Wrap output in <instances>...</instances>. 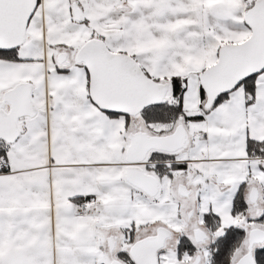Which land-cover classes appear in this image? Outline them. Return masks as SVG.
Returning a JSON list of instances; mask_svg holds the SVG:
<instances>
[{
  "label": "snow or ice",
  "instance_id": "snow-or-ice-1",
  "mask_svg": "<svg viewBox=\"0 0 264 264\" xmlns=\"http://www.w3.org/2000/svg\"><path fill=\"white\" fill-rule=\"evenodd\" d=\"M0 264H264V0H0Z\"/></svg>",
  "mask_w": 264,
  "mask_h": 264
}]
</instances>
